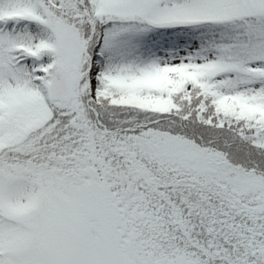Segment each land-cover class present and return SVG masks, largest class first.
Instances as JSON below:
<instances>
[{"label":"snow or ice","instance_id":"snow-or-ice-1","mask_svg":"<svg viewBox=\"0 0 264 264\" xmlns=\"http://www.w3.org/2000/svg\"><path fill=\"white\" fill-rule=\"evenodd\" d=\"M0 264H264V0H0Z\"/></svg>","mask_w":264,"mask_h":264},{"label":"trees","instance_id":"trees-1","mask_svg":"<svg viewBox=\"0 0 264 264\" xmlns=\"http://www.w3.org/2000/svg\"><path fill=\"white\" fill-rule=\"evenodd\" d=\"M224 29L215 28L212 30H208L205 28H183V29H155L151 30L143 35H140L135 38L133 43L136 45V53L139 55H146V52L154 53L159 56L164 54L167 51H170L174 47L182 46V45H190L196 43L198 41H203L205 39L213 38L220 39L221 33ZM152 35L153 37L147 38L146 36ZM167 40V44L165 41ZM159 51L158 53H156ZM159 81L158 86H164L168 83V78L166 73H162L160 76L155 79H150L144 81L143 83L149 86L152 85V82ZM151 83V85L149 84Z\"/></svg>","mask_w":264,"mask_h":264},{"label":"rangeland","instance_id":"rangeland-1","mask_svg":"<svg viewBox=\"0 0 264 264\" xmlns=\"http://www.w3.org/2000/svg\"><path fill=\"white\" fill-rule=\"evenodd\" d=\"M150 37H153V36H152V35H150V36H148V37L146 36V39H147V38H150ZM166 41H167V40H166ZM149 51H150V50H149ZM149 51L146 52V55L149 54ZM156 53H157V52H156ZM153 83H154V82H152V84H153ZM149 84L151 85V83H149Z\"/></svg>","mask_w":264,"mask_h":264}]
</instances>
